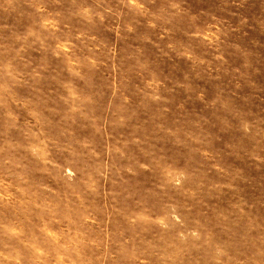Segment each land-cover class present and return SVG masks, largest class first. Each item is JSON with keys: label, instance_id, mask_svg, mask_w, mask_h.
<instances>
[{"label": "rangeland", "instance_id": "374dc122", "mask_svg": "<svg viewBox=\"0 0 264 264\" xmlns=\"http://www.w3.org/2000/svg\"><path fill=\"white\" fill-rule=\"evenodd\" d=\"M0 264H264V0H0Z\"/></svg>", "mask_w": 264, "mask_h": 264}]
</instances>
